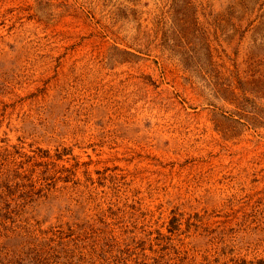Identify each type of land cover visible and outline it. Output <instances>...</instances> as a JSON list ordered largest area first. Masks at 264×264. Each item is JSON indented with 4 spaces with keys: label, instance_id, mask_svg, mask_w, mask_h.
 <instances>
[{
    "label": "rangeland",
    "instance_id": "obj_1",
    "mask_svg": "<svg viewBox=\"0 0 264 264\" xmlns=\"http://www.w3.org/2000/svg\"><path fill=\"white\" fill-rule=\"evenodd\" d=\"M0 264H264V0H0Z\"/></svg>",
    "mask_w": 264,
    "mask_h": 264
}]
</instances>
